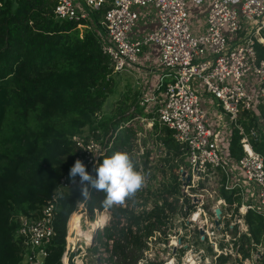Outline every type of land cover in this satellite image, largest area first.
<instances>
[{
    "label": "built area",
    "instance_id": "built-area-1",
    "mask_svg": "<svg viewBox=\"0 0 264 264\" xmlns=\"http://www.w3.org/2000/svg\"><path fill=\"white\" fill-rule=\"evenodd\" d=\"M47 1L53 5L55 19L92 31L96 24H92L89 13L104 10L98 24L103 32L102 53L109 59L111 76L126 72L129 66L138 63L144 48L156 46L157 67L165 71L158 88L163 79L167 82L158 106L145 109V116L135 114L133 109L127 114L131 118L120 122L114 132L103 134L99 128H85L70 138L74 154L57 187L29 216L15 218L18 228L14 241L20 249L19 264L45 263L56 235L54 225L60 201L65 196L80 188L84 201L78 202L77 211H83L92 190L98 191L87 182L82 185L78 175L74 180L69 177L76 160L95 179V168L108 156L118 133L131 131L132 145L146 135L156 136L163 148L157 140L161 128L171 133L174 143L184 152L186 164L179 169L181 195L185 197L183 190L187 193L193 189L201 194L207 190V184L217 194L216 205L209 209L204 204H183L180 199L176 206L184 212V223L194 228V243L206 246L208 254L203 250L193 252L194 243H185L184 249L189 250L181 263L175 257L169 263L192 260L195 264H263L264 242L253 243L245 217L253 212L264 220V157L254 151L252 143L260 141L264 128L246 129L243 123L248 122L256 101L264 106V57L260 58L256 49L257 45L264 47V0H82L85 7L80 0ZM189 2H209L204 28L198 34L189 25ZM148 8L155 14L157 28L144 37L132 39L139 20L138 10ZM230 38L235 40L233 45ZM250 76L253 82L247 81ZM194 82L204 87L203 94L225 115L230 132L236 131L241 137L242 156L237 162L218 146L199 92L193 88ZM155 102L156 97L151 96L139 105ZM139 127L144 129L143 133ZM163 153L164 148L159 155ZM150 154L148 160L153 161ZM83 187L87 188V197L82 195ZM221 192L240 204L227 203ZM183 241L179 239L176 247Z\"/></svg>",
    "mask_w": 264,
    "mask_h": 264
},
{
    "label": "trees",
    "instance_id": "trees-1",
    "mask_svg": "<svg viewBox=\"0 0 264 264\" xmlns=\"http://www.w3.org/2000/svg\"><path fill=\"white\" fill-rule=\"evenodd\" d=\"M52 11L47 0H0V264L20 263V249L14 241L15 218L29 216L57 187L74 154L70 138L85 128H99L103 134L114 132L120 122L131 118L127 115L130 108L137 106L138 94H133L130 105L126 106V98L110 118L97 119L112 93V69L102 53L103 32L98 24L104 10L89 13L96 24L94 31L57 20ZM256 49L263 58L264 47L257 45ZM165 85L159 89L163 91ZM253 109L248 122L243 123L245 128H264V106L256 101ZM137 112L143 114L140 108ZM154 129L159 130L157 124ZM159 132L157 140L164 148L160 156L163 164L158 167L162 182L157 190L147 187L136 196L141 201L144 194L152 196V208L145 207L146 200L139 204L140 211L128 204L103 208L106 194L95 190L84 202L90 220L95 212H110L109 223L94 238L108 253L103 260L108 264H138L156 233H162L167 241L162 228L180 199L186 205L190 202L181 195L179 169L186 164L184 152L169 131L161 128ZM240 138L231 131L225 140L234 162L242 156ZM132 139L131 131L118 133L107 157L117 151L130 153ZM252 143L254 151L264 157V134ZM148 157L149 152L141 171L147 172ZM133 163L140 171L139 164ZM221 197L229 204H240L225 192ZM80 201H84L80 188L60 201L56 235L44 264H63L67 224L74 213H81L77 211ZM245 221L253 243L262 244L264 220L248 212ZM89 251L98 253L99 249L95 246Z\"/></svg>",
    "mask_w": 264,
    "mask_h": 264
},
{
    "label": "rangeland",
    "instance_id": "rangeland-1",
    "mask_svg": "<svg viewBox=\"0 0 264 264\" xmlns=\"http://www.w3.org/2000/svg\"><path fill=\"white\" fill-rule=\"evenodd\" d=\"M137 77L136 74H130L126 72H123L121 74H112V93L108 96L103 105L102 112L99 115V120H106L110 118L115 113V111H117L119 105L123 106L122 103L126 101V98L129 99V101L126 102V106L131 104L133 94L139 92V86L136 85V82L139 81ZM247 81L253 82V78L250 76L248 77ZM192 85L193 88L197 89V91L199 92L202 106L204 107L205 105H208L210 100H207V98L203 94L204 87L196 85V82H194ZM210 113L211 112H209V114ZM135 114L137 113L135 112ZM221 114L223 115V113ZM224 124L228 125L227 119H225ZM139 128L143 133L144 129L142 127ZM224 144L222 145V147H225ZM131 149L132 151L129 156L134 162L139 164L140 171L144 168L143 163L147 160L146 153H151L150 156L153 158V161L148 160L149 163L147 164V172H144V170H142V172L145 173L147 176V185L145 188H143V190H146L147 187H150L151 191L157 190L159 183L162 182V176L158 172V167L163 164L159 157V151L162 152L163 148L156 141V136L149 137L148 135H146L145 138L141 137L138 143L132 145ZM154 175L156 176V178L151 177ZM206 186L207 190L201 194H196V189H193L194 191L188 190L187 193L183 190L185 197L189 198L190 200V205L204 204V206L208 209L216 205L217 194L212 191L210 185L207 184ZM197 196L198 199H192V197ZM137 198H135V202L127 201L125 204H128L130 207H133L136 210L140 211L142 210V208L138 207L139 204L142 203L143 200H146L145 207L147 209L152 208L154 199L152 196H150L149 194H144V199L142 201ZM80 212L82 213L76 216L79 218V222L76 219L72 220V223H77L79 229L83 232H86L89 229V222L91 223L95 221L96 217L100 213H105L107 215V220L104 226L107 225L110 221V212L108 210H104L103 212H95L93 220H90L86 210ZM169 215H171L172 217L169 218L167 226L162 228V231L165 232L167 241H163L164 235L162 233H156L154 237L149 240V249L143 254V259H141L138 264H165L168 260H172L173 257H175L177 261L181 263L182 256H184L186 251L189 250V248L184 249V246H186L185 243L191 244L195 242L196 233L192 225H190L189 223H184L183 218H185V216H183L184 212L182 211V209L177 207L176 211L172 212V214L169 213ZM99 226L98 228H95L92 231V239L91 236H89V239L86 240H83L81 237H78V232L76 231V228H73L71 233L67 232L65 252L62 258L63 264H108L106 261H103L109 256L108 253L104 251V248L100 245V243H95L94 239L96 232L102 231V227ZM91 230L92 229L90 228L89 231ZM179 239H184L183 244L179 247H176V245H178ZM95 246L99 249L98 253H93L89 251V248ZM205 249L206 246L194 243L193 252L203 250L205 254H208ZM72 254H74V256L70 259V256Z\"/></svg>",
    "mask_w": 264,
    "mask_h": 264
},
{
    "label": "crops",
    "instance_id": "crops-1",
    "mask_svg": "<svg viewBox=\"0 0 264 264\" xmlns=\"http://www.w3.org/2000/svg\"><path fill=\"white\" fill-rule=\"evenodd\" d=\"M79 2L82 7H85L82 0ZM208 7L209 2H205L203 4L189 2L187 4L189 25L192 31L196 34L200 33L204 28L205 16ZM138 14L139 20L135 30L131 34L132 39L144 37L149 32H152L157 28V20L151 8L139 9ZM79 29L84 30L85 28L83 27ZM262 35L264 36V32H262ZM229 43L230 45H233L235 40L230 38ZM158 58V48L156 46H149L143 49L138 63L128 67L126 73L136 74V77L138 76L137 79L139 80L136 82V85L139 86V92L134 93L139 95V98H137L138 102H136L137 106L131 107L130 111L134 109L137 114H140L137 112L139 108L142 110V112H144V110L147 108L155 109L158 106V103L161 101L163 91L158 88V85L160 84L161 77L165 75V71L157 67ZM164 82H167V79H163V83ZM151 96L156 97L157 103H148L144 107L139 105L141 100ZM208 99L209 98H207V100ZM203 108L208 113L209 125L215 131V137L218 146L222 149H225L226 147H222V145L225 143L226 139L228 140L229 134L231 133L229 121L228 125L224 124V121L227 118L221 114V110L217 108L213 102L209 101L208 105H205ZM209 112L211 113L209 114ZM140 115L145 116L144 113Z\"/></svg>",
    "mask_w": 264,
    "mask_h": 264
},
{
    "label": "clouds",
    "instance_id": "clouds-1",
    "mask_svg": "<svg viewBox=\"0 0 264 264\" xmlns=\"http://www.w3.org/2000/svg\"><path fill=\"white\" fill-rule=\"evenodd\" d=\"M96 178L86 171L80 160H76L69 171V177L73 180L78 175L82 185L85 182L93 188L104 192L105 198L101 201L103 208L123 206L127 201L135 202L137 193L147 185V176L136 167L125 152H114L111 156L103 159L96 168ZM82 195L88 196L86 187L82 188Z\"/></svg>",
    "mask_w": 264,
    "mask_h": 264
},
{
    "label": "bare ground",
    "instance_id": "bare-ground-1",
    "mask_svg": "<svg viewBox=\"0 0 264 264\" xmlns=\"http://www.w3.org/2000/svg\"><path fill=\"white\" fill-rule=\"evenodd\" d=\"M82 213V212H81ZM80 213V214H81ZM78 214H76V213H74L71 217H70V219H69V222H68V233H71L72 232V230H73V228H76V231L78 232V237H81L83 240H86V239H89V236H91V233H92V231L95 229V228H98V226L99 227H102V226H104V224L106 223V220H107V215L105 214V213H100L97 217H96V219H95V221H93V222H89V229L85 232H83V231H81L80 229H79V226L77 225V223H72V220H78L79 218L78 217H76ZM105 217V218H104ZM78 222H79V220H78ZM90 228L92 229L91 231H89L90 230ZM69 236V235H68ZM69 238V237H68ZM68 240V239H67ZM166 264H172V262H170L169 263V260L166 262ZM184 264H195V262L194 261H189V262H186V263H184Z\"/></svg>",
    "mask_w": 264,
    "mask_h": 264
},
{
    "label": "water",
    "instance_id": "water-1",
    "mask_svg": "<svg viewBox=\"0 0 264 264\" xmlns=\"http://www.w3.org/2000/svg\"><path fill=\"white\" fill-rule=\"evenodd\" d=\"M215 213L216 215H219L220 214V211L218 209L215 210ZM215 225L217 226L218 225V222L215 223ZM104 226H102L103 228ZM94 235V234H93ZM93 236H91V239H92Z\"/></svg>",
    "mask_w": 264,
    "mask_h": 264
}]
</instances>
